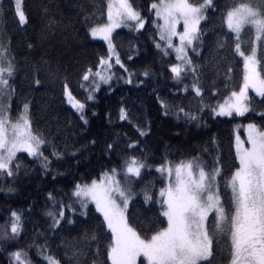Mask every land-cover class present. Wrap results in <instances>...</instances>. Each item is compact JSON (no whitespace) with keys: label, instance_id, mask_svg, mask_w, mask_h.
<instances>
[{"label":"snow or ice","instance_id":"6c2138e0","mask_svg":"<svg viewBox=\"0 0 264 264\" xmlns=\"http://www.w3.org/2000/svg\"><path fill=\"white\" fill-rule=\"evenodd\" d=\"M9 13L17 28L32 26L24 0H0V23ZM43 13L38 43L59 39L67 49L78 46L70 61L77 65L76 87L62 60L45 58L26 65L24 86L58 84L65 126L75 122L73 116L87 126L89 102H98L102 89L110 94L121 81L129 90L155 83L163 117L185 130L205 126V114L217 123L248 117L247 138H229L227 155L220 138L211 136L199 154L193 150L177 161L165 149L157 158L143 139L151 121L141 124L121 104L115 119L106 113L113 126L111 139L100 145L106 163L45 191L43 230L32 222L31 205L7 206L0 216V253L7 264H264V0H94L91 13H77L82 20L56 19L47 8ZM123 28L136 34L126 52L120 43L125 34L117 31ZM216 29L220 38L202 56L203 37ZM6 32L0 33V193L10 200L30 174L25 161L38 162L39 174L57 181L68 174L60 167L79 169L99 141L69 143L61 125L41 127L37 113L43 109L34 110L18 90L22 65ZM142 36L150 37L159 67L155 58L130 66L141 55ZM96 40L106 45L103 51L90 44ZM240 63L242 74L234 79ZM161 77L170 81L166 97L158 90ZM116 124L132 126L135 139L116 131Z\"/></svg>","mask_w":264,"mask_h":264},{"label":"trees","instance_id":"16d2710c","mask_svg":"<svg viewBox=\"0 0 264 264\" xmlns=\"http://www.w3.org/2000/svg\"><path fill=\"white\" fill-rule=\"evenodd\" d=\"M11 3L13 4L12 1ZM139 3L146 4L147 0H139ZM24 6L32 21L31 27L23 26V28L27 29L26 31L16 27L13 23L11 13L8 14L7 23H2L3 32L7 29L5 33L6 38H11L13 49L22 65L21 72L17 76L18 90H22V96L32 101L34 110L37 108L43 109L37 113V118L40 120L42 128L47 126L49 130H54V126L59 124L64 127L65 132L68 134L67 140L69 143L73 141L88 143L91 139L95 138L99 141V144L89 147L87 152L88 158L82 160L79 169L75 166L69 168L67 165L60 167V171L62 172L67 169L68 174L57 176V181H52L50 178H43L39 174L40 167L38 162L25 161V165L29 169L30 174L19 183L18 192L10 200H6L4 194L0 193V216L6 214L8 205L17 208L31 205L34 213L32 222L38 225L40 230H43V227L46 226V218L42 215V209L45 204V191L54 185L58 187L66 186L75 176H83L86 170L95 173L99 171L101 165L106 163V158L100 152V145L105 140L111 139L113 135V126L108 124L106 113L111 111L113 119H115L116 111L121 104L130 109L141 124L145 121H151V134L149 137L143 138L151 152L159 158L164 155L165 149H167L169 158H174L177 161L185 158L193 150H196L197 154H199L200 146L206 144L211 136L220 138V142L224 147V153L227 155V142L231 138L234 143V132L237 130L236 125L240 124L241 127L239 129L241 130L249 122L248 117H237L235 122L217 123V121L205 114V126L199 129L190 128L185 130L182 125H178L171 117H163L160 114L159 103L154 99V93L152 91L153 87L157 86L155 83L144 88L129 90V86L124 85L121 81L114 92L109 94L102 89L98 93V102L95 104L89 102V124L87 126H83L81 122L76 121L74 116L72 120L75 122L65 126V118L67 115L65 109L67 106L61 104L59 85L47 84L39 90H32L25 87V73H30V67L26 65L39 62L42 58L62 60L64 66L73 73L72 86L75 88V71L77 65L70 61L78 46L73 45L72 49H67L59 39L54 44H50L49 42L38 43V33L42 24L41 16L44 15L43 9L47 8L48 15L56 19L63 17L65 20H72L76 17L82 20L83 15L77 16V13L80 12L81 8L91 13L94 10V0H24ZM76 27L79 29L80 36L83 37V29L78 24ZM117 31L125 34L121 36L120 43L122 45V52H126L129 48V37L133 39L135 44L136 34L130 33L126 28L118 29ZM219 38V29H216L215 35L213 31H209L203 37L205 43L204 51L201 55L207 57L209 48ZM29 42L35 45L31 50L27 48ZM90 44L95 45L97 51H103V47L101 46L106 47L100 41H90ZM138 46L141 48V55L137 60L130 62V66L135 65V67L139 68L144 61H151L153 58L157 60L156 67L160 66L159 58L155 56V49L152 47L149 36L140 37ZM91 51L92 49L89 47L88 52ZM86 55L87 53H80L82 59ZM192 55L194 60L200 59V57L194 54ZM242 71V63L234 65L233 78L237 79L242 74ZM40 75L42 79L45 77L43 71ZM219 82L217 80L218 84ZM169 85L170 81H167L164 77L160 78L158 90L160 93L165 94V97ZM77 91L78 93H82L83 90L77 89ZM80 98H83L82 95ZM183 103L190 108H195V104H189L187 101H183ZM92 111H95L98 115L92 116ZM256 119L258 120L259 118L257 117ZM82 128L86 130L82 131ZM115 130L126 132L133 139L137 135L132 126L127 124L123 126L116 124ZM176 132H180V135L176 136ZM57 143L61 144V138L59 136L57 137ZM79 143L77 146H79ZM28 227L31 230L32 224H29ZM53 250L56 251L55 246H53ZM0 264H7V257L3 253H0Z\"/></svg>","mask_w":264,"mask_h":264},{"label":"rangeland","instance_id":"374dc122","mask_svg":"<svg viewBox=\"0 0 264 264\" xmlns=\"http://www.w3.org/2000/svg\"><path fill=\"white\" fill-rule=\"evenodd\" d=\"M11 1H12L13 4H14L15 0H11ZM2 32H3V29H2V23H0V33H2ZM96 41H100V40H96ZM100 42H103V41H100ZM103 43H104V42H103ZM236 134H239L242 140H246V138H247L246 127L243 128V129H241V130L238 129V131L235 130V132H234V138H235V135H236Z\"/></svg>","mask_w":264,"mask_h":264}]
</instances>
